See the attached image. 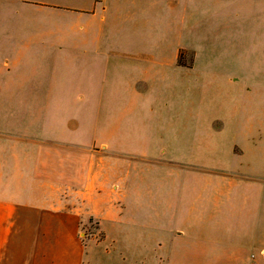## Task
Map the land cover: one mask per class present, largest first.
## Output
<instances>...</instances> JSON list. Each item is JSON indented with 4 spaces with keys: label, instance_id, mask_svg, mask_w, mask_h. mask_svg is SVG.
Instances as JSON below:
<instances>
[{
    "label": "crops",
    "instance_id": "0c3cea01",
    "mask_svg": "<svg viewBox=\"0 0 264 264\" xmlns=\"http://www.w3.org/2000/svg\"><path fill=\"white\" fill-rule=\"evenodd\" d=\"M115 1L0 0V97L13 105L0 120L41 132H7L0 143L10 150L0 151V264H264V129L257 135L246 119L259 111L251 102L222 98L240 86L244 94L264 89L253 79L261 70L264 79V62H252L240 83L207 66L204 84L219 75L226 87L216 97L208 87L201 116L171 111L172 100L162 99L169 84L153 81H142L140 100L118 112L111 104L130 100L54 68L72 53L97 52L107 7L110 21L124 8ZM190 2L154 7L185 18ZM207 13L206 33L170 27L180 31L173 62L187 48L194 63L210 29L223 31L234 52H263L264 0H208ZM130 18L146 25L144 15ZM38 66L54 69L29 70ZM83 101L87 116L77 108Z\"/></svg>",
    "mask_w": 264,
    "mask_h": 264
},
{
    "label": "rangeland",
    "instance_id": "374dc122",
    "mask_svg": "<svg viewBox=\"0 0 264 264\" xmlns=\"http://www.w3.org/2000/svg\"><path fill=\"white\" fill-rule=\"evenodd\" d=\"M162 1L142 0L140 4L139 0H116V5L124 8H120L121 15L117 20L110 21L111 17L108 15H110L111 8L107 7L109 12L107 11L104 15L106 20L101 21L102 34L99 44H95L98 47V49L96 48L97 52L95 54L91 52L84 53V56L82 54L76 56L77 54L75 53L68 55L61 62L57 61L58 66L54 67L57 70L56 74L70 80L74 78L82 80L86 84L90 81L104 83L105 88L107 84L108 89L112 93L121 94L127 100H130L128 104L123 105L112 103V106L118 108V112L121 110L129 111L133 107L134 101L140 100V92L137 89L142 81L144 83L153 81L158 89H160L159 86L163 85V83L164 85L169 84L168 90H163L162 96V99L168 98L172 100V103L169 102V109L177 112L178 115L201 116L202 109L198 106L208 100L206 97L208 87L211 86L210 94L212 97L220 96V91L217 87L222 86L220 93L226 87L225 84L221 83L219 75L212 78L213 80L218 79V82L208 85L204 84V73H208V70L206 71L207 66L220 70V74L231 73L232 77L239 78L238 83H240L242 73L252 62H264V49L262 52V49L245 46L244 48L236 47V52H234V43H231L232 41L226 38V35H223V31L220 29L208 30L207 37L205 36L204 38H209V46H205L204 38H202V45L199 48L198 45L194 47L195 52L197 51L194 63H192L194 52L187 48H181L177 61L173 62L172 56L168 52H172L171 46H174L173 51H178L180 44H175L174 42L179 37L180 31L178 29V31L173 32L170 27L174 29V27H179L183 23V25L186 24L184 27L192 29L194 35L195 33H204L208 25V0H194V2H190V6H188L190 9L185 18L182 17L180 11L170 15L172 12L170 9L161 8V10H156L154 6L157 3V5H160L159 3ZM166 1L168 3L167 6H171L176 4L173 1L181 0ZM184 3L182 4L184 5ZM163 5H165V1L161 6ZM22 9L25 11V7H22ZM191 9L192 11H190ZM136 13L144 15L145 18L147 17L144 23L146 25L129 23L132 20L130 16ZM153 37H156V39L164 38L165 41L156 42V40H152ZM198 38L196 36L189 41L196 43L200 40ZM206 51L207 54L205 55ZM235 53H238V57H232ZM207 55L212 57L211 62L206 61ZM232 60L236 61L237 65L236 63L232 64ZM39 67H30L29 70H36V73H47V71L49 72V70L54 69L46 67L44 69L45 72H43ZM255 67L256 65L253 68ZM257 70H261V68H257ZM262 72L261 70L259 75L254 74L253 79L256 78V82L259 78L260 83L264 81L262 76L260 77ZM246 74L252 75L250 72ZM182 76L188 77L189 81L180 85L179 81L183 80L180 79ZM178 77L180 80H178ZM243 83H245V80H243ZM85 87L88 86L85 85ZM241 88L242 86L238 88V93L235 92L233 96L229 97V93H225L222 98L226 97L225 101H249L255 105L259 111L252 113V118L248 116L246 119H251L252 125L255 128L257 127L256 129H252L253 131H257V135H263V133H258V131H263L264 129V111H262L264 110L262 107L264 104V89L253 87L250 89V94H244L242 91L239 92ZM156 98L159 99V97ZM0 100L2 101H0V116L5 117L10 114V110L12 109V98L0 97ZM175 101L176 103H174ZM89 104V101H83L77 106L84 116L88 114ZM2 120H0V143L7 139L4 136L7 132L25 134L23 133L25 130L10 129L9 123L6 120L2 122ZM25 132L33 134L41 133L40 131ZM67 134L62 133L60 136L63 135L65 138ZM78 135L84 137L85 140V134L81 133ZM3 146L5 148H0V151H7V144H3ZM258 152L256 147V150L251 152V154L256 155Z\"/></svg>",
    "mask_w": 264,
    "mask_h": 264
}]
</instances>
